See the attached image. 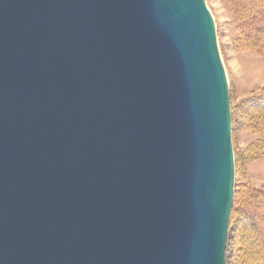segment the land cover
I'll list each match as a JSON object with an SVG mask.
<instances>
[{"label": "water", "instance_id": "1", "mask_svg": "<svg viewBox=\"0 0 264 264\" xmlns=\"http://www.w3.org/2000/svg\"><path fill=\"white\" fill-rule=\"evenodd\" d=\"M232 136L206 0H0V264H226Z\"/></svg>", "mask_w": 264, "mask_h": 264}, {"label": "rangeland", "instance_id": "2", "mask_svg": "<svg viewBox=\"0 0 264 264\" xmlns=\"http://www.w3.org/2000/svg\"><path fill=\"white\" fill-rule=\"evenodd\" d=\"M206 4L216 23L230 89L238 212L242 206L249 208L245 203L249 190L264 189V116L260 115L264 101L255 107L245 103L254 94H264V36L250 34L259 24L248 19L254 9L264 14V0H206ZM237 212L230 220L226 264H260L264 227L250 228L248 219Z\"/></svg>", "mask_w": 264, "mask_h": 264}, {"label": "trees", "instance_id": "3", "mask_svg": "<svg viewBox=\"0 0 264 264\" xmlns=\"http://www.w3.org/2000/svg\"><path fill=\"white\" fill-rule=\"evenodd\" d=\"M249 21L253 24L258 23L257 29H253L250 31L251 35H257V36H264V14L262 12H259L258 10H252L251 14L248 17ZM264 101V94H254L252 95L249 99L245 101L249 106H258L260 103ZM244 103V104H245ZM234 115V113H233ZM260 115H263V112H260ZM264 118V117H263ZM255 197L254 200L252 198ZM246 202L248 205L246 207H240L237 210V203L234 202L232 214H231V222L234 219V215L237 212L238 214L240 213L239 216H244L246 220L248 219L249 222V227L250 228H255V227H264V189L262 190H257V191H248L247 197H246ZM260 264H264V259L260 262Z\"/></svg>", "mask_w": 264, "mask_h": 264}]
</instances>
